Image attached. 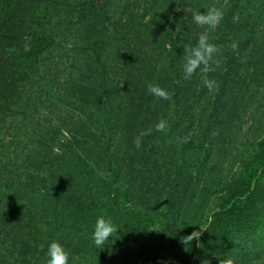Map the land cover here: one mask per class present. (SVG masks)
<instances>
[{"label": "trees", "instance_id": "16d2710c", "mask_svg": "<svg viewBox=\"0 0 264 264\" xmlns=\"http://www.w3.org/2000/svg\"><path fill=\"white\" fill-rule=\"evenodd\" d=\"M68 27L80 119L0 176L23 248L0 264H264V0H0V72L32 77Z\"/></svg>", "mask_w": 264, "mask_h": 264}, {"label": "rangeland", "instance_id": "374dc122", "mask_svg": "<svg viewBox=\"0 0 264 264\" xmlns=\"http://www.w3.org/2000/svg\"><path fill=\"white\" fill-rule=\"evenodd\" d=\"M54 11L57 13V9ZM59 19V16L56 15L55 20L58 22ZM63 20H66V17ZM64 34L67 35L62 34L58 48L44 56L42 68L32 77L13 83L9 77V68L2 69L0 72V133L4 143L0 148V166L5 170L4 173H0V176L24 175V172L27 176H32L29 174H32L35 163L42 161L43 153L38 155L41 146L40 137L44 133L56 129H60L68 135L69 131L74 130L75 119H80L76 108L67 103L68 92L65 84L70 76L69 72L80 76L79 70L84 69L86 59L81 55L80 49L85 45L80 35L71 27H68ZM21 43L27 50L28 38L25 37ZM3 48V44L0 43V58ZM71 92L72 87L70 86L69 93ZM7 103L8 108L6 107ZM254 110V103L250 104L247 115H243L239 125H236L231 131L227 130L226 126L219 132L220 143L223 142V136L227 135V131L232 138L229 150L234 139L246 140V138L241 139L240 135H245L242 128L243 130L250 128L253 119L251 112ZM68 114V120H64ZM30 135L37 139L36 143L32 142V139L29 138ZM248 136L254 137L251 134ZM51 144L55 145L56 142H51ZM34 146L35 151H32ZM236 152L237 150L234 153ZM225 161L228 163L229 157ZM227 163H225V167ZM8 204H12L9 192L2 187L0 190V214L6 212ZM12 207L16 208L14 205ZM28 209L30 210V208ZM9 215L12 213H5V219L9 218L11 221ZM5 219L0 216V259L4 257L10 263L18 258L23 248L21 245L13 246V239L9 232L15 233L16 231L11 229ZM40 230H42V225ZM57 262L56 259H53L50 264H57Z\"/></svg>", "mask_w": 264, "mask_h": 264}]
</instances>
